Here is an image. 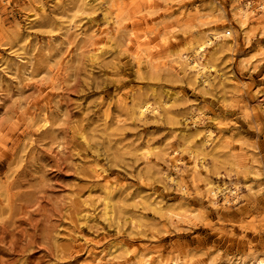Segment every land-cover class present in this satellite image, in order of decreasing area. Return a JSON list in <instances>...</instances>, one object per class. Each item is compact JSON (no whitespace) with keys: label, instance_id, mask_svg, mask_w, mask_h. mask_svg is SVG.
Returning <instances> with one entry per match:
<instances>
[{"label":"rangeland","instance_id":"rangeland-1","mask_svg":"<svg viewBox=\"0 0 264 264\" xmlns=\"http://www.w3.org/2000/svg\"><path fill=\"white\" fill-rule=\"evenodd\" d=\"M120 1L124 20L108 0H0V264L256 262L264 14L232 13L264 0ZM139 41L207 44L151 71ZM235 182V202L208 192Z\"/></svg>","mask_w":264,"mask_h":264},{"label":"bare ground","instance_id":"bare-ground-1","mask_svg":"<svg viewBox=\"0 0 264 264\" xmlns=\"http://www.w3.org/2000/svg\"><path fill=\"white\" fill-rule=\"evenodd\" d=\"M146 1L147 0H130V7H129L130 12L134 15L141 12V10L147 6ZM108 3L110 5L113 13L115 10V15H116L115 19L116 18L119 19L121 17L124 20L127 18L126 13H121V7H120L121 1L120 0H108ZM260 12L262 14H264V3H260V4L255 6V5H253V2L247 1V2H245V4L240 3L237 6H235L233 8L232 16H233V18L238 20V22H240V25L244 30H247L248 25L250 23V20L252 18L256 17ZM135 18H138V17H135ZM116 22H117V20H116ZM117 23H120V22H117ZM139 24H141V23H139ZM137 30L141 31L142 29L137 28ZM133 35H136L138 37V40H139V38L140 39L143 38V36L138 35L136 32L133 33ZM95 36L99 37L100 34L94 35V37ZM249 39H251V38L249 37ZM163 41L165 44L171 42L170 37H169V33L163 34ZM206 41H210V39H207ZM206 41L205 42L200 41L197 43V45H194V46L193 45L192 46L181 45L179 47L172 46V44L170 43L171 45L166 46V49H168V51L166 50L167 51L166 54L160 55V56H153L145 48L147 43L139 41L137 43V45H138V48L141 50V53L137 58V61H138L137 63L139 65H141L143 57H147L148 61L150 62V68L151 67L153 68V70L151 68V71H154V70L156 71V70H159V68L161 67L163 59L169 60V59H174V58H178V59L183 58L184 54L187 53V51H189V49H194L196 53H199L200 51H202L205 48V45L207 44ZM175 60H177V59H175ZM173 62H174V60H173ZM189 64L194 68H197L199 66V63L192 57H190V63ZM207 66L211 68L213 65L207 64L204 67L206 68ZM41 95L44 97V93ZM45 103L48 104L47 107H49L50 102L48 101V99H45ZM151 108H152V103L149 100H147V99L141 100V102L138 104V113L140 116H143L148 111H150ZM191 116H192L191 118L194 120H201L202 118L205 117V115L203 113L196 112V111H193ZM213 135H214V132L212 130H208L207 136L211 137ZM178 153H179V151L175 150V152L171 155L176 166H179V164L183 162V159L181 157L176 156V154H178ZM199 153L202 154L201 152H199ZM198 161H199V159L197 157H195V164H194V168H193V171L195 172V173L193 172L194 174H196L198 172ZM240 186H241V184L237 183V182L232 183L228 187H225V185H216V186H211L212 189H210V187H209L208 192L210 193V195L212 197H216V195L218 193H220L221 191H224L225 200L230 203L231 201L235 202L238 199V197L240 195ZM148 256H142V257H148ZM141 262L142 261H140V263ZM159 264H169V263H168V261H165L164 259H162L159 261ZM209 264H229V262L226 260L224 262L222 261L221 263H214V261H213V262H210ZM235 264H245V262L241 260L240 262L235 263ZM247 264H264V256H258L256 258V262L247 263Z\"/></svg>","mask_w":264,"mask_h":264}]
</instances>
